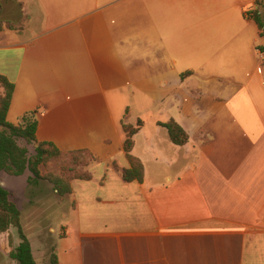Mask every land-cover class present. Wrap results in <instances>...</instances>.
Masks as SVG:
<instances>
[{"label":"crops","instance_id":"1","mask_svg":"<svg viewBox=\"0 0 264 264\" xmlns=\"http://www.w3.org/2000/svg\"><path fill=\"white\" fill-rule=\"evenodd\" d=\"M257 1L17 0L5 20L21 25L0 31L8 122L33 116L38 142L94 157L54 229L59 264H264ZM139 120L145 178L127 183L123 123Z\"/></svg>","mask_w":264,"mask_h":264},{"label":"trees","instance_id":"2","mask_svg":"<svg viewBox=\"0 0 264 264\" xmlns=\"http://www.w3.org/2000/svg\"><path fill=\"white\" fill-rule=\"evenodd\" d=\"M9 1L17 2V0H0V31H2L5 23L9 29H18L21 25L1 18L4 6ZM261 3L262 0L257 1L259 7H261ZM251 19L257 24L261 36L264 37V21L260 11L256 10ZM0 85L5 91L4 95L0 97V174L14 178L26 177L29 189L38 188L43 181H47L53 186L61 200L68 198L73 193L72 183L74 181L91 180L92 175L86 168L93 161V154L89 150L65 152L54 143L38 142L36 136L38 121L33 116H26L22 124L18 126L9 123L7 117L15 85L1 75ZM142 126L141 120L137 122V126L123 123V129L127 134L124 150L130 168L122 170V177L127 183H142L145 178L143 163L132 155L135 145L134 137ZM161 126L168 130L175 145L182 146L187 143L186 132L175 121L161 124ZM30 146L34 147L33 154L30 152ZM59 162H62L59 170L43 173L42 168ZM11 229L17 230L20 244L10 252L9 258L18 264H38L33 254L31 242L22 226L21 204L10 189L0 182V234L7 233ZM50 264H59L55 250L51 255Z\"/></svg>","mask_w":264,"mask_h":264},{"label":"rangeland","instance_id":"3","mask_svg":"<svg viewBox=\"0 0 264 264\" xmlns=\"http://www.w3.org/2000/svg\"><path fill=\"white\" fill-rule=\"evenodd\" d=\"M260 9L264 21V0H262ZM18 11L17 3L9 1L4 6L1 18L18 22ZM255 12L256 10L254 9L249 12V15L253 16ZM260 43H264L262 38ZM260 50L264 52L263 48H260ZM260 66V69L264 72L263 61H261ZM29 148L31 154H33L34 147L30 146ZM91 163L92 161L89 166ZM61 165L62 162L52 163L47 168H42V171L44 174L47 171L55 172L59 170ZM0 182L10 189L21 204L22 226L31 242L37 263L50 264L51 255L55 250V242L58 237V233L55 234L54 229L61 218V214L65 209V202L69 197L61 200L53 186L47 181H43L38 188L29 189L26 177L14 178L6 174H0ZM21 182H24V184ZM19 242L20 238L16 229L0 234V264H14L13 260L9 258V254Z\"/></svg>","mask_w":264,"mask_h":264},{"label":"built area","instance_id":"4","mask_svg":"<svg viewBox=\"0 0 264 264\" xmlns=\"http://www.w3.org/2000/svg\"><path fill=\"white\" fill-rule=\"evenodd\" d=\"M259 56H260V60L264 62V52L262 50H258Z\"/></svg>","mask_w":264,"mask_h":264},{"label":"water","instance_id":"5","mask_svg":"<svg viewBox=\"0 0 264 264\" xmlns=\"http://www.w3.org/2000/svg\"><path fill=\"white\" fill-rule=\"evenodd\" d=\"M38 145V144H37Z\"/></svg>","mask_w":264,"mask_h":264}]
</instances>
